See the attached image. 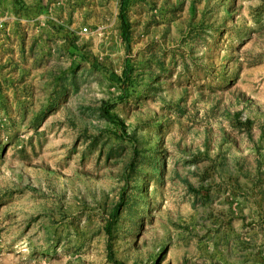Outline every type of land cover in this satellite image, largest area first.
I'll use <instances>...</instances> for the list:
<instances>
[{
	"label": "rangeland",
	"instance_id": "374dc122",
	"mask_svg": "<svg viewBox=\"0 0 264 264\" xmlns=\"http://www.w3.org/2000/svg\"><path fill=\"white\" fill-rule=\"evenodd\" d=\"M120 6L0 0V264H264V0Z\"/></svg>",
	"mask_w": 264,
	"mask_h": 264
},
{
	"label": "trees",
	"instance_id": "16d2710c",
	"mask_svg": "<svg viewBox=\"0 0 264 264\" xmlns=\"http://www.w3.org/2000/svg\"><path fill=\"white\" fill-rule=\"evenodd\" d=\"M129 1L130 0H121V6H120V15L122 18V30H123L122 36H123V39L126 41L128 46H129V43L131 40L130 21H129V17L127 14V7L129 4ZM129 72H130V67H128V65H126L124 70H123L122 75H120L116 72H112L111 75L115 80L122 81L123 79L128 77ZM112 106H113V104L104 107V109H103L104 116L114 123L121 124L122 119L117 114L111 112ZM108 233L111 234L110 228H108ZM109 253L111 256H113L111 242L109 243Z\"/></svg>",
	"mask_w": 264,
	"mask_h": 264
}]
</instances>
